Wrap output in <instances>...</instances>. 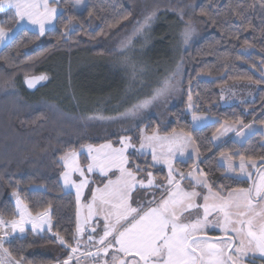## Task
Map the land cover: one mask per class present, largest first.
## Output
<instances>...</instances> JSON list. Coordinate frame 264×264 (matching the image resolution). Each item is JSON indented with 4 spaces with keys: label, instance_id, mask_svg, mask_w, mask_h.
I'll use <instances>...</instances> for the list:
<instances>
[{
    "label": "rangeland",
    "instance_id": "1",
    "mask_svg": "<svg viewBox=\"0 0 264 264\" xmlns=\"http://www.w3.org/2000/svg\"><path fill=\"white\" fill-rule=\"evenodd\" d=\"M59 1L48 0L49 8H55L57 11L50 22L46 23L45 31L51 29L55 24L56 16L60 12ZM125 1L130 8V17L118 29L110 32L106 38L95 43H86L84 46L64 50L65 52L61 50L59 55L53 54L42 60L37 65V69L34 67L7 76H0V155L4 148L7 153L9 152L7 145L10 146L14 142L24 143L25 136L15 133L14 126L11 124V114L23 110L43 109L48 114V118L41 122L40 127L31 133L29 138L33 142L37 141V144L43 142V136L51 132L56 137H64L65 141L73 142V147L63 151L57 159L61 163L62 187L65 191H71L76 201L75 234L79 229L78 238L83 244L90 241V247L101 246V250L98 254H96L97 251L94 253L97 258L95 263L90 259H87L86 263L78 259L72 261V264H104L105 260L111 264L114 250L109 249V253L105 254L103 252L104 246L98 243L105 230V212L99 206V202L92 203V193L96 189H103L109 180L115 181L120 176V172L117 168L112 167L105 158V153L110 152L111 149H102V145L110 144L112 149H122L125 145L121 143V140L124 139L129 145L124 151V155L128 159V163L124 167L130 169L136 180L143 181L145 185H147L149 178L148 173H151L154 185L134 188L131 194L134 200L133 207H136L138 203H144L145 207H148L146 201L154 198L159 200L169 178V166L165 161H169L173 169L174 182L169 188L170 191L175 190L176 183H179L184 191L198 192L200 195L193 199V203L197 205L205 203L204 196H209L208 203L211 205L213 203L212 197L215 195L209 190L206 178L196 165L191 167L186 174H183V179L180 175L182 173L174 165L177 160L198 159L197 150L189 135L182 131H174L169 134L158 133L157 131L148 132L145 126L139 127L143 121L151 117L158 124H164L169 119V109L179 104L181 100V81L185 70L183 53L197 41L203 32L201 19L194 15V8L199 0ZM0 3L4 5L0 9V14H9L8 18H1L0 20L5 22L4 25H8L6 27L0 26L7 33L4 40L0 41V48L20 29L26 28L40 33L38 25L31 24L27 18L17 24L19 17L15 16V9L8 6V0H1ZM84 5L85 0H74L73 10L80 12ZM41 11H43L42 8ZM151 13H155V15L149 23L142 31L136 32V29L144 22L145 17ZM159 26H162L164 34L166 31L165 39L167 37L169 39L165 46L167 55L164 57L157 56L159 51L155 50L153 52L156 53L155 55L145 57L147 50L151 49L157 40L154 33ZM189 26L193 31L185 43L181 33ZM129 41L131 42L129 43ZM89 53H98V55L93 56ZM173 73H175L173 77L174 88L166 97L142 109L136 116L110 119L111 117H119L138 99L150 96L153 89L158 86L157 82L162 77L170 76ZM35 75L45 77L38 85L45 84V82H50V84L47 86L45 84L40 89L37 87V89L28 91L26 94L22 91L20 82L24 85L23 81L26 77ZM234 87L235 85L227 86L220 91L219 102L222 105L246 103L254 98L250 86L237 84ZM94 88L96 93L88 96ZM192 108L191 99L188 97L184 104V111L189 114L193 128H201L215 120L208 114L194 113ZM194 116L197 119L194 120ZM90 117L95 118L90 119ZM222 126L228 127L229 130L224 131ZM218 129L212 136V143L216 147L227 139L242 143L254 133H259L262 136V143L264 144V125L256 122H249L245 125L224 123ZM237 133L242 134L237 135ZM153 135L160 137L175 136L179 142L172 146L171 155H168L166 142L163 148L160 143H155L154 147L158 159L153 160L152 147H148L146 140V137ZM142 143L145 145L143 148H141ZM98 149L100 150L99 153L97 152ZM71 152L76 153L75 165L72 164L71 159L68 161L61 159ZM93 157H98L96 164L98 163L100 166L93 167L89 171L88 166L94 163ZM36 161L38 162V159ZM262 161L264 159L245 160L243 158L244 167L241 169V158L233 160L226 153H222L218 157V163L224 168L225 174L246 179L250 182L251 187L262 182V177H264V163ZM137 166L142 171L138 172ZM101 168L104 170L101 171ZM80 170H83V175H81ZM65 172L69 173L70 183L68 184H65ZM197 180H203L205 183L197 184ZM82 182L84 187L79 189L80 199L77 200V185ZM156 185L161 187L158 188ZM228 193L221 196L227 197ZM10 196L17 218L20 219V208L17 207V200H19L21 208L26 209L25 220L27 222L24 226L32 229V223L27 213H30L33 218L39 213H31L15 192H10ZM90 204H92L94 215L88 217L87 220V217L84 218L82 213L84 208V212L90 211L88 207ZM150 206L154 207L155 204ZM184 215L185 218L182 219V223H191L196 219L204 221L203 228L194 233L203 241L219 244L222 247L237 241L235 233L231 231L232 225L225 226L223 213L218 210L212 211L210 209L206 219L203 208ZM86 227L93 228L95 235L86 234L84 231ZM44 230H48V225H44ZM5 232L9 233L7 239L12 235L23 233L19 229L12 231L10 224ZM90 236L92 240H89ZM40 251L48 252L47 254L53 252L48 246L46 249L41 248ZM230 254L234 258L240 255L234 250ZM254 257H260L259 250L248 251L245 255L240 256L237 264H262L261 262H251ZM126 259L129 260V264H134L131 257Z\"/></svg>",
    "mask_w": 264,
    "mask_h": 264
},
{
    "label": "trees",
    "instance_id": "2",
    "mask_svg": "<svg viewBox=\"0 0 264 264\" xmlns=\"http://www.w3.org/2000/svg\"><path fill=\"white\" fill-rule=\"evenodd\" d=\"M73 1H59L60 12L55 24L43 35L23 28L0 48V76L34 67L37 69L42 60L61 50L100 41L131 15L125 0H85L80 12L73 10ZM194 15L201 19L203 32L183 53L185 70L181 81V100L169 109V119L164 124H158L151 117L139 127L145 126L148 132L169 134L182 131L189 135L198 159L177 160L175 167L184 174L197 164L210 190L225 195L229 191L248 187L249 182L225 174L218 163L219 155L226 153L233 160L241 157L245 160L264 159V144L259 133L252 134L242 143L231 139L217 147L212 143L213 133L224 123L245 125L256 122L264 125V0H199ZM8 16L0 14V20ZM154 34L157 40L145 57L155 55V50L159 51L157 56L164 57L169 40L168 37L165 39L166 31L164 34L162 26H159ZM92 55L97 56L98 53ZM45 84L39 85V89L50 82ZM237 84L250 86L254 98L246 103L222 105L219 102L220 91ZM20 85L22 91L28 94L21 82ZM94 93L95 88L88 96ZM188 97H191L194 113L208 114L215 120L201 128H193L189 114L184 111ZM11 115L15 133L24 135L25 140L23 144L14 142L7 145L8 153L5 148L1 151L0 218L6 221L17 218L10 196V192H15L31 213L49 209L51 231L25 229L21 234L10 236L4 247L21 264H50L67 255L66 248L61 246L54 234L58 233L74 244L70 237L75 234L76 202L71 191L63 190L61 163L57 160L63 151L73 147V142L56 137L52 132L45 134L39 145L29 138L48 118L43 109L23 110ZM47 246H55L59 254L37 251Z\"/></svg>",
    "mask_w": 264,
    "mask_h": 264
},
{
    "label": "snow or ice",
    "instance_id": "3",
    "mask_svg": "<svg viewBox=\"0 0 264 264\" xmlns=\"http://www.w3.org/2000/svg\"><path fill=\"white\" fill-rule=\"evenodd\" d=\"M8 6L15 9V16L19 17L17 24L27 18L31 24L38 25L41 35L44 34L46 23L50 22L57 11L55 8H49L48 0H8ZM3 7L4 5L0 3V9ZM41 8L43 11H41ZM154 15L155 13H151L145 17L144 22L140 24L136 32L142 31ZM2 23L4 21H0V24ZM192 31L193 29L189 26L181 33L185 43L190 38ZM6 35V31L0 27V41H3ZM174 75L175 73L162 77L150 96L138 99L119 117H111L110 119L136 116L142 109L166 97L174 88ZM38 79H45V77H39ZM93 118L95 117H90V119ZM193 119L197 118L194 116ZM222 127H224V131L229 130L226 126ZM241 134L237 133V135ZM146 140L148 141V147H152L153 160L158 159L154 147L155 143H160L163 148L166 142L168 144V155H171L172 146L179 142L175 136L160 137L153 135L146 137ZM121 143L125 145L122 149H112L110 144L101 146L102 149H111L110 152L105 153V158L112 167L119 170L120 176L115 181L109 180L103 189H96L92 193V203L99 202V206L105 212V230L98 243L104 246L103 252L105 254L109 253V249L114 250L111 264H129L127 257H131L134 264H237L240 256L245 255L248 251L259 250L264 253V177H262L260 184L249 189L229 192L227 197L218 193L213 195L211 205L208 203L209 196H204L205 203L197 205L193 203V199L200 195L198 192L184 191L179 183H176L175 190H169L174 182L173 169L171 163L165 161L169 166V178L159 200L154 198L146 201L148 207H145L144 203H138L136 207H133L134 200L131 194L134 188L137 186L140 188L151 187L154 185V181L151 179V173L149 172L147 185H145L143 181L136 180L130 169L124 167L128 163L124 151L129 145L124 139L121 140ZM143 147L145 145L142 143L141 148ZM99 151L98 149L97 152L99 153ZM75 157L76 153L71 152L65 157H61V159L64 161L71 159L72 164L75 165ZM97 160L98 157H93L94 163L88 166L89 171L93 169ZM240 167L241 169L244 167L243 157H241ZM103 170L101 168V171ZM137 171H142V169L137 166ZM80 172L83 175V170H80ZM180 175L183 179V174ZM64 179L65 184L70 183L68 172L64 173ZM204 183L203 180H197V184ZM83 187V182L77 185V200L80 199L79 189ZM156 187L161 186L156 185ZM152 204H155V206H150ZM17 207L20 208V219L6 221L0 218V224L5 225V227L10 224L12 231L19 229L20 232H24V224L27 222L25 220L26 209L21 208L19 200H17ZM88 207L91 214L92 204ZM200 208H203L205 219L209 215L210 209L222 212L225 226L232 225L231 231L235 233L237 241L222 247L219 244L208 243L196 237L194 233L203 228L204 221L200 219H196L191 223H182L181 221L185 218V213L190 214L193 210H199ZM27 216L31 220L32 231H43L44 225H48V231H51L49 209H44L35 218L31 217L30 213H27ZM79 232L78 229L77 234L70 237L77 245L75 247L64 237L59 236L58 233L54 234L61 246L70 250V255L62 264H72L74 258L72 254L79 251ZM8 235L9 233L5 232L4 236L0 238V264H21L19 260L12 256L9 249L4 247ZM89 240H92L91 236ZM233 250L240 255L234 258L230 254ZM99 251L100 249L97 250L96 254ZM85 255L94 254L86 253ZM104 264H109V262L105 260Z\"/></svg>",
    "mask_w": 264,
    "mask_h": 264
},
{
    "label": "crops",
    "instance_id": "4",
    "mask_svg": "<svg viewBox=\"0 0 264 264\" xmlns=\"http://www.w3.org/2000/svg\"><path fill=\"white\" fill-rule=\"evenodd\" d=\"M98 164V163H97ZM96 163H95V166L94 167H99L100 165L98 164L97 165ZM61 184H62V182H61ZM76 202V201H75ZM84 210H85V208H84ZM84 210H83V213H82V215H83V217L84 218H86L87 217V220H88V217L90 218V217H92L93 215H94V212H91V214H90V211H88V210H86L85 212H84ZM88 212V213H87ZM76 219V218H75ZM16 220H19L18 218H16ZM24 228L25 229H30L29 227H26V226H24ZM32 230V229H31ZM89 230H90V233L91 234H94L95 233V230L93 229V228H89ZM95 235V234H94ZM80 243H82L81 241H80ZM93 244H94V242H93ZM85 245V244H84ZM53 247V248H52ZM52 247H50L52 250H53V252H56V253H58L59 254V251H58V249L55 247V246H52ZM94 246H91V248H93ZM95 247H96V245H95ZM45 249H46V247H44ZM41 249V248H40ZM40 249H37V251L38 252H40V253H42V254H47V253H45V252H41L40 251ZM36 251V250H35ZM50 253H52V252H50ZM66 257H64V258H62V259H57L55 262H53L52 264H62V262L64 261V260H66L65 259ZM87 259H90V260H92V261H94V263L96 262V257L94 258V259H92V258H90L89 257V255H84L83 256V260H80L81 262H85ZM75 260H78V259H75ZM74 261V260H73ZM89 263H91L90 261H88ZM86 263V262H85Z\"/></svg>",
    "mask_w": 264,
    "mask_h": 264
},
{
    "label": "built area",
    "instance_id": "5",
    "mask_svg": "<svg viewBox=\"0 0 264 264\" xmlns=\"http://www.w3.org/2000/svg\"><path fill=\"white\" fill-rule=\"evenodd\" d=\"M8 227V226H7ZM7 227H5V225H3V224H0V238H2V236H4V231H5V229L7 230ZM85 233H88V229L86 228L85 230ZM89 243H90V241H88L87 242V244H88V246H89ZM74 247L75 246H77L75 243H74V245H73ZM96 251V250H95ZM93 249H91V248H89V247H87V248H82L81 247V245L79 244V251L77 252V253H75V254H72L73 255V260H75V259H80V260H83V256L86 254V253H93L94 254V252H95ZM70 255V250H69V254H68V256ZM94 256L95 255H90L89 257L90 258H94ZM68 258V257H67ZM66 258V259H67Z\"/></svg>",
    "mask_w": 264,
    "mask_h": 264
},
{
    "label": "water",
    "instance_id": "6",
    "mask_svg": "<svg viewBox=\"0 0 264 264\" xmlns=\"http://www.w3.org/2000/svg\"><path fill=\"white\" fill-rule=\"evenodd\" d=\"M39 77H43V76L35 75V76L26 77L23 81L25 88L28 91L35 90L39 86L38 84L42 81V79H38Z\"/></svg>",
    "mask_w": 264,
    "mask_h": 264
},
{
    "label": "flooded vegetation",
    "instance_id": "7",
    "mask_svg": "<svg viewBox=\"0 0 264 264\" xmlns=\"http://www.w3.org/2000/svg\"><path fill=\"white\" fill-rule=\"evenodd\" d=\"M224 141H225V140H224ZM195 165L198 167L197 164H195ZM192 167H193V166H192ZM198 168H199V167H198ZM189 170H190V169H189ZM189 170H188V171H189ZM199 170H200V169H199ZM188 171H187V172H188ZM187 172H186V173H187ZM200 172H201V171H200ZM186 173H185V174H186ZM201 173H202V172H201ZM247 181H248V180H247ZM248 182H249V181H248ZM249 186L251 187L250 182H249V184H248V187H249ZM245 188H247V187H245ZM226 194H227V193H226ZM211 236H212V235H211ZM251 262H256V263H257V262H261L262 264H264V253L260 252V257H259V258H255V257L252 258Z\"/></svg>",
    "mask_w": 264,
    "mask_h": 264
}]
</instances>
